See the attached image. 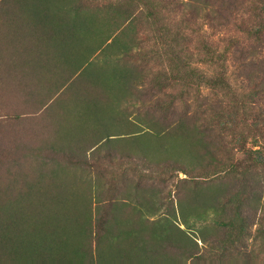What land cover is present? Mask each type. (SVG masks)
Instances as JSON below:
<instances>
[{
  "label": "trees",
  "instance_id": "1",
  "mask_svg": "<svg viewBox=\"0 0 264 264\" xmlns=\"http://www.w3.org/2000/svg\"><path fill=\"white\" fill-rule=\"evenodd\" d=\"M256 1L0 0V95L11 88L23 105L15 119L44 112L21 137L2 135L0 121V264H241L264 235ZM140 2L155 19L186 20L184 75L149 73L97 24L103 6L134 23ZM194 41L216 72L190 60ZM103 48L118 53L96 69ZM177 208L185 227L171 218Z\"/></svg>",
  "mask_w": 264,
  "mask_h": 264
},
{
  "label": "rangeland",
  "instance_id": "2",
  "mask_svg": "<svg viewBox=\"0 0 264 264\" xmlns=\"http://www.w3.org/2000/svg\"><path fill=\"white\" fill-rule=\"evenodd\" d=\"M259 2L260 0H257L256 2H254L253 6H258L260 4ZM101 5L106 4L102 3ZM132 9H136L135 13H137V17L134 23H129L130 18L127 19V12H124L122 9L103 6V8L98 11L99 21H97V24L99 26L101 25L107 34H111L115 31L114 34H118L120 39L123 40V45L130 47L129 49H126L129 50V59L133 60V58L136 57L138 61L137 64L144 65L149 73L154 68L159 67L166 70L168 73L176 72L180 75H184L185 71H187V22L186 20H183L184 17L179 13H172L167 10H161L158 14V18L155 19L149 13V9L141 2L140 4H133ZM258 11V9L257 11L252 9L250 13H255ZM119 25L121 27L118 28ZM199 36L200 34H196L194 35V38H197ZM91 44L92 43L90 42L85 43L83 44V46L78 48V50L82 47L85 48ZM126 46H122L121 49L125 51ZM109 49L111 48H103L101 50H98L91 57L90 61L93 62L94 68H102L105 64V58L109 59L110 56H116V54L118 53V49L116 48L108 51ZM189 49L191 50V52H189V55L191 56L190 60L193 63L199 64L208 73L216 72L219 67L218 65L212 63L211 61L202 62L200 60L205 57L204 46L200 45L198 41H194L192 43H189ZM106 52H109V55H107ZM143 54H147L146 58L144 57L147 60L146 62L144 61V58L142 56ZM229 71L231 78L234 79L233 72L231 70ZM137 81V85L139 88L138 91H140L142 90L140 87L142 85L144 86L145 84H143V82L139 80ZM148 82L149 80L146 81V86H149ZM182 82L183 81L180 80L178 84L179 88L183 87L184 83ZM136 90L137 89H135V91ZM184 97L186 98V100L180 101L179 103V105L183 107L185 102L187 101V91ZM127 99L130 101L133 100V98L128 95ZM122 102L123 103L120 107H128V103H126L124 100ZM128 109H131L129 113L134 111V108L132 106H130ZM30 110L33 111V108H30ZM16 111H19L20 113H16ZM24 111L26 110H23V105L18 106L16 95L13 96V94L11 93V88L10 94L6 93L3 95L1 93V125L5 122V126L2 128L1 132L2 135L5 134L8 138L15 136L21 137L25 132L29 131V129L32 128L31 125H38L43 122L41 117L44 116V112L39 113V111L36 110V112L32 113L26 112V114H23L20 119H15L14 115H21V112ZM131 115L134 119H136L135 113ZM9 120L11 121L10 123L8 122ZM25 135L30 136L27 134ZM1 171L4 172L5 169H2ZM179 177L184 178L186 177V174L184 172H180ZM77 184L82 188L83 185L87 184V177H77ZM171 218L175 219L176 222L181 223L182 227H185V225L182 224L184 222V217L181 212L178 211V208L176 214L172 215ZM256 228L257 225H254L253 229ZM249 241L251 242L250 249L249 251H247L249 254H240L236 257V259L241 264H264V235L254 238L253 240L249 239Z\"/></svg>",
  "mask_w": 264,
  "mask_h": 264
}]
</instances>
